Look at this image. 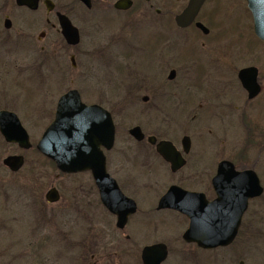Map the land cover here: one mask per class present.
<instances>
[{
    "label": "flooded vegetation",
    "instance_id": "obj_1",
    "mask_svg": "<svg viewBox=\"0 0 264 264\" xmlns=\"http://www.w3.org/2000/svg\"><path fill=\"white\" fill-rule=\"evenodd\" d=\"M47 1L50 2L47 4ZM140 1L115 0L113 4H111L112 2L105 4L104 0H86L84 2L79 0V3L86 10L84 17L89 16L86 13H91L97 8L100 11L107 10L117 15L132 12L138 6H145L148 11L153 12L154 16L144 22L146 31L149 32L145 40L139 42L129 38L130 40L125 39L124 41L115 42L112 47L105 45L103 51L100 53V65L104 69H112L119 79L124 75H130V82L127 86L124 83L121 86L120 82H116L118 90L126 91L127 96V98L120 99L117 103L119 104L118 106L133 105L140 109V113L138 112L139 116H146L148 118L150 132H144L140 126H136L140 127L144 136L140 141L132 137L128 132L131 139L138 145L146 148V153H141L143 156H146L144 167H163L166 171L169 169L173 176L182 174L183 170L189 167L190 174L185 176L180 175L179 184L174 185L200 195L197 203L189 205V207L195 209L200 217L205 219L208 216L210 219L212 218L210 223L214 222V216L217 212L215 203L218 199L216 180L223 162H229L237 173L233 174L228 170L227 173L224 172L223 177L234 178L232 180L241 184L242 192H248L249 184L257 185V188H254V191L258 192L257 195L248 199L246 203L243 202V197L238 195L226 196L228 214L231 217H239V221L232 220L231 222L232 225L238 226L237 234L231 243L226 246L205 250L195 243L185 242L183 239L184 233L182 235L185 245L196 246L202 252H212L220 249L235 250L238 245L242 244V253H240L238 258H245L244 261L241 260L239 262V264H245L249 259L246 256L249 255L254 245L251 242L259 237L264 240V118H258L256 114H253L252 110L248 109V107L258 102L264 91V73H261V68L258 67L263 60V56L259 55L257 57L258 61L254 65L248 66L245 65L249 62L248 57L254 56L252 54H255L256 51L249 53L244 48L238 49L242 44L238 45L233 51L230 45L231 43L241 41L240 37L243 34L234 35L233 28L238 24V18L241 19L243 15L247 17L245 25H247L249 37L264 44V40L260 39L255 32L254 16L249 8V2L248 0H229L228 5L224 8L226 13L224 18L218 19L220 0ZM120 2H130V6L127 8L117 7V4ZM191 3L197 9V13L194 17L192 12L189 13L179 23L177 18L185 13ZM43 10L45 14L41 13ZM72 11L73 8L71 6L60 4L54 0H19V2L17 0H0V46L8 45L10 42H15L19 47L21 42L32 43L31 46L33 49H36L33 50L35 51L34 55L39 54L46 49L44 46L41 47V43L46 40L50 41L53 32L62 36L59 26V15L66 16L73 23ZM192 17L193 19H191ZM42 19H44L43 25L41 23ZM73 25L76 26L74 23ZM226 26L228 27V34H226ZM79 32L82 40L85 35L84 30L81 31L79 29ZM224 36L227 38L225 39ZM222 43L226 44L223 45ZM116 47V52H118L115 55L109 52L110 49ZM121 50L123 51L121 52ZM244 51L245 53L242 56L238 53ZM241 58H245V60H240ZM23 60L24 57H21L17 53H11L6 57L0 56V75H3L5 70L6 74L9 75L23 74L25 72L22 65ZM241 63H243L241 66L245 65L242 68H240ZM86 65L87 63L84 62V69H88L91 66ZM76 68L77 66H72L71 62V70ZM143 68L145 69V73H142ZM248 68L256 70L255 79L259 86V92L254 97H250V92L244 87L240 78L241 71ZM184 72L185 74H190L191 78L189 80L184 79L180 86L175 85L177 79L180 78V74ZM171 73H174L173 79H170ZM5 78L9 77L5 76ZM247 79H250V77ZM14 84L16 85V83ZM19 86L21 87V85ZM79 94L82 99V94L80 92ZM13 100L14 98L7 101L0 98V114L7 113L3 115L2 121L6 124V129L10 125L11 132L15 130L22 135L18 126L19 123L28 135L29 147L24 145L23 135V145L15 141H9L1 130L0 123V148L11 150L8 151L10 153L3 160L0 159V172L17 175L26 166H30V161L33 158V171H35L37 158L39 159L42 156L38 150V143L42 136L37 142L34 138L37 133L38 123L41 122V115L43 114L42 112L40 113L39 104L33 102L26 103L23 100L21 104L14 105ZM240 103H243L242 108L239 106ZM169 107L173 115L177 114V117L180 119L179 124L174 126L175 128H172L173 132L176 133L177 129L189 126V129L193 131V135L183 134L182 136L178 135L175 137L178 132L175 136L171 134L169 123L176 122L177 120L169 116L171 115L167 111ZM254 109L264 113V105L258 109ZM49 112H52V115L54 114V121L57 105L55 111L51 110ZM110 113L113 116V113ZM237 114L239 116L238 123H240L238 126L242 128L240 131L241 138L243 137L242 144L238 149H233L230 152L228 149L225 150L228 154L225 152L218 154L221 160L215 164L212 160L213 157L218 156L214 153L218 144L217 137L219 136L217 128H224L227 125L228 130L230 126L236 125L233 124L235 122L231 125L233 121L231 117ZM250 114L251 117H249ZM248 118L256 119V121L251 120L247 125L246 121ZM206 131L212 137L210 138L212 144H205L204 142L202 146L204 149L194 156L192 152V148L194 149L192 140H194L196 135L204 136L203 134ZM186 138L188 139L187 144L189 143L188 147L184 143ZM161 142L170 143L174 147L177 153L176 156L185 161L183 167L177 169V171H173L172 162L168 161L157 151V145ZM115 146L116 139L113 149L105 153L106 168L108 173L116 180L121 190L130 197L124 191V187L120 184L121 182L110 171V166H116L109 159V154L113 152ZM122 154L124 157L127 156L125 150ZM10 157H15L16 159L22 158L23 165L17 171L12 169L14 168L12 165L6 164V160ZM136 159H138V156H136ZM201 159L211 161L210 163H202L200 162ZM131 160L135 159L132 158ZM127 164L132 165L133 162L130 161ZM246 173H253L255 178L250 177ZM183 181L194 183V189L189 188L190 186L184 184ZM51 189H56L59 199L55 203H50L46 200L45 195L46 204H57L61 199V193L56 186H52ZM133 200L137 207L135 214L130 216L129 220L140 213L147 216L153 212V205L151 203H143L148 208L141 211L139 207L141 203L138 200ZM159 200L155 212L173 213L175 221L181 218L182 222L184 220L187 223L186 232L190 227V219L186 215L174 210L159 209ZM112 216L116 220V229L123 232L127 226L124 229L118 228L117 218L114 215ZM242 233L248 236L244 243L239 242V237ZM127 239L129 238L127 237ZM249 239H251V242ZM155 244L146 245L142 248L140 254L141 262L144 248ZM165 245L167 246L168 256L162 264H165L170 257V247L167 244ZM262 245L264 246V244ZM179 257L176 256L177 260L180 259ZM238 258L235 259L237 260Z\"/></svg>",
    "mask_w": 264,
    "mask_h": 264
},
{
    "label": "rangeland",
    "instance_id": "obj_2",
    "mask_svg": "<svg viewBox=\"0 0 264 264\" xmlns=\"http://www.w3.org/2000/svg\"><path fill=\"white\" fill-rule=\"evenodd\" d=\"M54 1L73 8V23L81 31L84 30V38L78 46L71 47L66 45L60 34L53 32L50 41L41 43V47L44 46L46 49L36 55L32 43L21 42L19 47L15 42H10L8 45L0 46V56L6 57L11 53H17L24 57L22 65L25 69L23 74L9 75L5 70V73L0 75V98L5 101L14 98V105L21 104L23 100L26 103L40 105V113L42 112L44 116L41 115L42 120L38 123L34 138L36 142L53 121L54 114L49 111H55L60 97L71 89H76L82 94L85 104H97L112 112L117 133L116 146L109 154V159L116 166H110V171L121 182L124 191L141 203L138 204L141 211L148 208L143 204L147 202L153 205V212L147 216L140 213L132 217L125 230L120 232L116 229L115 218L103 207L90 173L62 175L42 156L37 158V167L33 171V158L30 166H26L17 175L0 172V264H142L140 259L142 248L155 243H165L170 247V257L165 264H239L241 260L244 261L245 258H238L242 253V244L235 250L220 249L212 252H202L196 246L185 245L182 235L187 223L184 220L182 222L181 218L175 221L173 213L155 212L158 200L170 186L179 184L180 175L190 174V168L187 167L182 174L173 176L169 169L166 171L163 167H144L146 156L141 153L145 154L146 148L131 139L128 132L136 126H140L144 132H150L148 118L139 116L140 109L133 105L118 106L117 103L127 96L126 91L118 90L116 82H120L121 86L123 83L127 86L130 75H124L119 79L112 69H104L100 65V53L105 45L112 47L115 42L131 38L139 42L145 40L149 32L146 31L144 22L154 16L153 12L148 11L144 5L127 14L119 15L97 8L91 13H86L89 16L84 17L86 10L79 0ZM114 1L104 0L105 4L109 2L113 4ZM228 2L229 0H220L218 19L224 18L226 14L224 8ZM41 13L45 14L44 10ZM246 21L245 15L241 19L238 18V24L234 26L233 32L234 35L240 33L244 37L241 36L240 42L230 45L233 51L240 44H242L238 47L240 50L244 48L249 53L256 51L252 54L254 56L248 57L249 62L245 65H254L258 61L257 57L263 56L259 66L258 63L256 66L264 73V44L249 37ZM43 22L44 19L41 21L42 25ZM225 29L228 34V27ZM116 50L117 47L110 49L109 52L115 55L118 52ZM245 51L238 53L242 56ZM71 56H75L77 66L73 70ZM243 59L245 60V58L240 60ZM84 62L91 66L84 69ZM142 73H145L144 68ZM5 76L9 78L6 79ZM190 78L191 75L184 72L180 74L175 85L180 86L184 79ZM242 104H239L241 108ZM263 105L264 91L258 102L248 109L263 119L264 113L254 109ZM167 111L172 115H169L172 119L177 120L169 123L171 134L175 136L178 132L175 137L183 134L193 135L189 126L179 128L174 133L172 128L179 124L180 119L177 114L173 115L170 107ZM231 119L233 120L231 125L233 122L236 125L230 126L228 130L227 125L224 128H217L220 137H217L215 155L224 153L227 149L229 152L238 149L242 144L243 137L241 138L240 132L242 128L238 126L240 125L238 114ZM251 120L256 121L248 118L246 124L248 125ZM203 135L206 138L196 135L192 140L194 156L204 149L202 148L204 142L212 144L210 139L212 137L207 131ZM124 150L127 152L126 157L122 154ZM8 151L11 150L0 148V159L3 160L10 153ZM132 158L135 160L132 161ZM220 160L218 155L213 157L212 161L217 164ZM130 161L134 165L127 164ZM210 161L200 160L202 163ZM183 183L194 189V183L187 181ZM52 186L59 189L61 199L59 203L49 205L46 204L45 195ZM247 238L248 236L242 233L239 242L244 243ZM251 243L254 245L246 256L249 259L245 264H264L262 245L264 240L259 237ZM176 256L180 259L177 260Z\"/></svg>",
    "mask_w": 264,
    "mask_h": 264
},
{
    "label": "water",
    "instance_id": "obj_3",
    "mask_svg": "<svg viewBox=\"0 0 264 264\" xmlns=\"http://www.w3.org/2000/svg\"><path fill=\"white\" fill-rule=\"evenodd\" d=\"M19 2V0H17ZM83 2L86 0H82ZM50 1H47V4ZM249 8L254 16V26L257 36L264 40V0H248ZM130 2H120L117 7L127 8ZM193 13L197 9L191 3L185 13L178 17L180 20ZM193 17L191 19H193ZM59 22L62 35L66 43L70 46H76L80 43L79 30L65 16L59 15ZM73 66H75L74 57H72ZM174 73H171L170 79H173ZM250 77V79H247ZM240 78L244 87L250 92V97H254L259 92V86L256 82V70L253 68L244 69L240 73ZM0 114L1 130L9 141H15L23 145L22 135L25 146L29 147L28 135L19 125L22 132L20 135L13 130L10 125L6 129V124L2 121L3 115ZM15 117V115H14ZM130 134L137 140L144 136L139 127L130 130ZM187 138L184 140L186 147ZM115 141V125L112 115L99 105L88 106L81 100L77 90H72L63 95L57 106V113L54 122L47 128L41 141L38 144V150L47 158L54 161L57 168L66 174H76L89 171L92 173L95 185L99 191V196L103 205L114 215L117 216V227L124 229L129 217L136 212V203L126 197L120 190L116 181L108 174L106 169V157L102 147L111 150ZM151 141V140H150ZM154 143V141H153ZM170 143L161 142L157 145V151L173 164V171L184 165V160L177 157L174 147ZM176 158V159H174ZM178 159V161H176ZM178 164H175V163ZM6 164L12 165L14 171L20 169L23 165L22 158L10 157ZM234 171L229 162H223L220 166L219 175L216 180L218 199L216 201L217 212L214 216V222L210 223L208 216L203 219L196 213L193 207L197 203L198 193L186 191L178 186H171L167 193L159 202V209L176 210L190 219V227L184 233V240L188 243H196L204 249H213L219 246H226L233 241L237 234V225H232V220L239 221V217H231L227 212L226 196L238 195L243 197V202L255 197L258 192L254 191L257 185H248V192L241 191V184L230 177H223L224 172ZM249 174L254 177L253 173ZM245 174V175H246ZM241 175V174H239ZM49 202H55L58 193L55 189L48 192L46 196ZM241 202V201H239ZM168 256L167 246L165 244H156L144 248L142 252L143 264H162Z\"/></svg>",
    "mask_w": 264,
    "mask_h": 264
},
{
    "label": "bare ground",
    "instance_id": "obj_4",
    "mask_svg": "<svg viewBox=\"0 0 264 264\" xmlns=\"http://www.w3.org/2000/svg\"><path fill=\"white\" fill-rule=\"evenodd\" d=\"M120 188V187H119ZM120 190H121V188H120ZM122 191V190H121ZM122 193L126 196V197H128L123 191H122ZM128 223V222H127Z\"/></svg>",
    "mask_w": 264,
    "mask_h": 264
}]
</instances>
